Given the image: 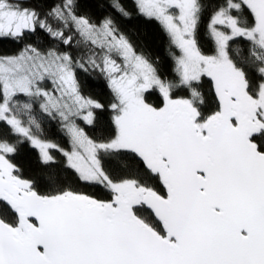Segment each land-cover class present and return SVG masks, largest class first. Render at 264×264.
Here are the masks:
<instances>
[{"label": "snow or ice", "instance_id": "snow-or-ice-1", "mask_svg": "<svg viewBox=\"0 0 264 264\" xmlns=\"http://www.w3.org/2000/svg\"><path fill=\"white\" fill-rule=\"evenodd\" d=\"M94 7L0 0V264H264V0Z\"/></svg>", "mask_w": 264, "mask_h": 264}, {"label": "trees", "instance_id": "trees-1", "mask_svg": "<svg viewBox=\"0 0 264 264\" xmlns=\"http://www.w3.org/2000/svg\"><path fill=\"white\" fill-rule=\"evenodd\" d=\"M32 4H40L41 6L50 5L58 0H29ZM82 2L88 4H94V8L88 9L89 14L92 18L98 19L103 18L106 15L117 14L111 8L112 0H82ZM123 4L128 6L129 11H133L132 4L133 0H121ZM135 16V13H134ZM119 18V17H118ZM122 23L125 21L121 20ZM129 28L136 30L139 29L141 36L147 37V51L150 52L153 57H158L161 62H165L167 58V37L159 29V26L155 23H147L145 20L141 19L139 21L133 19L131 24L127 25ZM18 50V46L9 42L0 41V54H12ZM78 78L81 81L82 87L84 88V94L93 97H102L105 100L108 98V90L103 86V77H101L96 72H91L85 74L83 72H78ZM182 95L183 93H177ZM107 115V114H106ZM83 126V124L81 125ZM89 134L92 133L91 127L86 128ZM44 135L51 140L59 143L62 147H68L67 137L61 132L60 126L56 122H44ZM38 151H29L27 148L24 149L18 157L17 162L26 170L30 175L41 174V162L37 159ZM59 159V155L57 154Z\"/></svg>", "mask_w": 264, "mask_h": 264}]
</instances>
